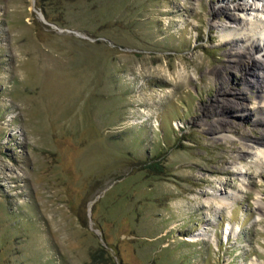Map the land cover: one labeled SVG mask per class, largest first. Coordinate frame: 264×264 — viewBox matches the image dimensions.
Returning <instances> with one entry per match:
<instances>
[{"label":"rangeland","instance_id":"obj_1","mask_svg":"<svg viewBox=\"0 0 264 264\" xmlns=\"http://www.w3.org/2000/svg\"><path fill=\"white\" fill-rule=\"evenodd\" d=\"M218 1L0 0V264H264L262 88Z\"/></svg>","mask_w":264,"mask_h":264},{"label":"bare ground","instance_id":"obj_2","mask_svg":"<svg viewBox=\"0 0 264 264\" xmlns=\"http://www.w3.org/2000/svg\"><path fill=\"white\" fill-rule=\"evenodd\" d=\"M251 1V3H245L242 1L230 2L227 0H219L213 6V11L216 15H223L227 23L234 26L233 29H229L224 25L220 26L222 30L229 32L230 42L233 43V46L228 52L229 57H231V67L236 68L238 63H243L247 66L245 68L247 70V77L244 79L245 84H252L259 89L262 88L260 90V97L261 101L264 102V65L254 60V55L264 58V19L261 17L258 18L261 15L259 11L264 12V0ZM253 13H255L254 16ZM254 20L261 21L258 24L259 30L253 27ZM184 74L185 72L179 73L178 77L182 78ZM222 80H225V77ZM251 141L261 149L264 148V137L255 138ZM262 153L264 154V151ZM258 207H261L260 202ZM227 232H231L229 226L226 227ZM187 240H194V238L188 237ZM251 264L260 263L253 262Z\"/></svg>","mask_w":264,"mask_h":264}]
</instances>
